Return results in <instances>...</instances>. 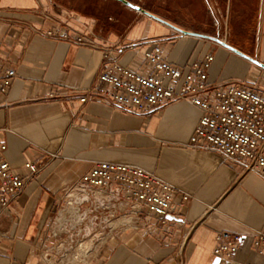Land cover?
<instances>
[{
  "label": "crops",
  "instance_id": "1",
  "mask_svg": "<svg viewBox=\"0 0 264 264\" xmlns=\"http://www.w3.org/2000/svg\"><path fill=\"white\" fill-rule=\"evenodd\" d=\"M126 1L142 11L123 0H0V66L18 74L6 98L0 95L4 158L18 171L29 160L42 164L8 208H0V264H46L43 248H56L101 221L91 200L67 205L59 199L63 186L100 160L146 168L192 198L171 232L154 226L106 235L84 264H264V249L253 247L251 235L264 229V177L191 144L200 109L184 100L139 115L77 99L93 85L105 51L124 65L139 60L129 42L158 38L167 60L179 66L212 53L211 84L264 67L189 29L198 23L200 0L183 7L193 12L177 22ZM216 2L227 23L235 14L257 21L253 60L264 64V0H212V8ZM60 24L58 34H46ZM64 32L88 34L93 45L64 39ZM219 231L245 237L230 260L212 251Z\"/></svg>",
  "mask_w": 264,
  "mask_h": 264
},
{
  "label": "built area",
  "instance_id": "2",
  "mask_svg": "<svg viewBox=\"0 0 264 264\" xmlns=\"http://www.w3.org/2000/svg\"><path fill=\"white\" fill-rule=\"evenodd\" d=\"M52 20V16L45 14ZM59 26L46 30L48 36L59 33ZM70 39L68 32L61 35ZM79 45H93L88 34L71 38ZM140 54L132 66L121 64L112 51L106 58L93 85L78 95L81 103L100 101L110 107L139 115L156 113L176 101H187L200 109L197 125L190 135L193 145L235 158L246 170H256L264 177V87L257 77L230 78L210 83L208 71L214 59L206 53L179 66L167 60L160 39L126 43ZM18 74L13 67L0 66V95L9 94ZM4 98V100H5ZM0 129V208L6 209L11 199L41 168V163L29 160L22 171L14 170L4 158L7 145ZM55 157V156H54ZM192 196L156 173L133 164L100 160L85 173L63 186L59 199L72 205L75 199L91 200L100 209L106 235L124 230L158 227L172 231L180 223L184 207ZM112 208L116 210L112 211ZM170 215L173 219H168ZM252 245L264 249V229L252 234ZM213 248L215 255L230 260L245 237L237 233L219 231ZM64 242L60 241L57 247Z\"/></svg>",
  "mask_w": 264,
  "mask_h": 264
},
{
  "label": "rangeland",
  "instance_id": "3",
  "mask_svg": "<svg viewBox=\"0 0 264 264\" xmlns=\"http://www.w3.org/2000/svg\"><path fill=\"white\" fill-rule=\"evenodd\" d=\"M141 3L150 10L156 11L159 16H169L175 22L184 13H192L193 11H186L183 7L191 8L193 0H134ZM217 3V2H216ZM197 2H195V6ZM218 3L214 4L212 8V0H200L197 5V24L189 27L192 31H199L205 36L217 38V42H225L231 47L247 53L252 59H255L253 53V46L257 43V21L250 19L249 16L244 18L235 14L229 17L228 23L225 22L224 9L218 8ZM144 6V8H145ZM243 19V20H241ZM224 40V41H221ZM255 73L248 76L240 77H257L261 86L264 87V70L255 67ZM239 77V78H240ZM228 80V79H227ZM106 226L102 221L92 223L85 228L80 235H76L71 239L63 241L60 247L43 248L41 257L46 264H84L87 263L90 257L97 253L106 237ZM82 240L83 245L78 246V242ZM85 246V247H84ZM87 247V248H86Z\"/></svg>",
  "mask_w": 264,
  "mask_h": 264
},
{
  "label": "water",
  "instance_id": "4",
  "mask_svg": "<svg viewBox=\"0 0 264 264\" xmlns=\"http://www.w3.org/2000/svg\"><path fill=\"white\" fill-rule=\"evenodd\" d=\"M123 2L125 3V4H127V5H129V6H132V7H134L136 10H140V11H142L141 9H140V7L138 6H133L132 4H130L128 1H126V0H123ZM185 33H187V32H185ZM215 39V38H214ZM221 44L222 45H224V46H226L229 50H232L234 53H236L237 55H240V56H242V57H244V58H246V59H248V60H250L251 62H255V63H257V64H259V65H261L262 67H264V64H261L260 62H258V61H256V60H253V59H251L249 56H247L246 54H244L242 51H240V50H237V49H235V48H233V47H231L230 45H228L227 43H223V42H221ZM168 219H173V217L172 216H170V215H167L166 216ZM179 221H181L182 219L180 218V219H178Z\"/></svg>",
  "mask_w": 264,
  "mask_h": 264
},
{
  "label": "bare ground",
  "instance_id": "5",
  "mask_svg": "<svg viewBox=\"0 0 264 264\" xmlns=\"http://www.w3.org/2000/svg\"><path fill=\"white\" fill-rule=\"evenodd\" d=\"M139 10V9H138ZM83 243V241L82 240H80L79 242H78V246H81V245H83L82 244ZM85 247V246H84ZM87 248V247H86Z\"/></svg>",
  "mask_w": 264,
  "mask_h": 264
}]
</instances>
